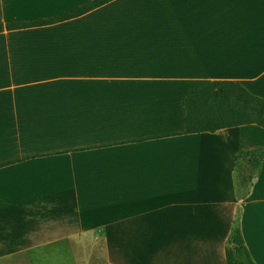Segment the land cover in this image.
Masks as SVG:
<instances>
[{"label": "crops", "instance_id": "obj_1", "mask_svg": "<svg viewBox=\"0 0 264 264\" xmlns=\"http://www.w3.org/2000/svg\"><path fill=\"white\" fill-rule=\"evenodd\" d=\"M0 0V264H264V129L185 133L214 82L264 99V0ZM260 150L247 188L239 153Z\"/></svg>", "mask_w": 264, "mask_h": 264}, {"label": "trees", "instance_id": "obj_2", "mask_svg": "<svg viewBox=\"0 0 264 264\" xmlns=\"http://www.w3.org/2000/svg\"><path fill=\"white\" fill-rule=\"evenodd\" d=\"M112 0H94L55 19L34 24H15L8 30L49 25L82 16ZM185 133H214L223 129L255 125L264 129V99L255 97L233 82H214L188 94L184 101ZM260 150L239 153L235 171L240 188H247L261 166ZM226 264H254L238 228L232 231L225 251Z\"/></svg>", "mask_w": 264, "mask_h": 264}]
</instances>
